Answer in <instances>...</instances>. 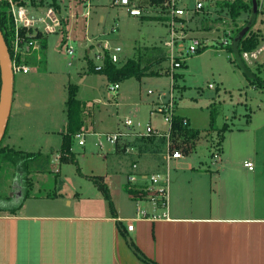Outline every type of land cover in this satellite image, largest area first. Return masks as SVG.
<instances>
[{
	"label": "rangeland",
	"instance_id": "obj_1",
	"mask_svg": "<svg viewBox=\"0 0 264 264\" xmlns=\"http://www.w3.org/2000/svg\"><path fill=\"white\" fill-rule=\"evenodd\" d=\"M58 1L64 5L63 12L66 16L69 14L70 20V15L74 12L70 10L71 6L74 2L83 0ZM220 2L223 0L219 1L208 15V19L216 21L214 29L203 30L199 25L202 14L187 24L188 35L209 39V47L204 53L189 57L183 62L182 67L174 71L175 78L163 73L161 76L147 77L141 83L136 78L127 79L120 85L122 87L119 91L120 99L117 101L112 97L109 88H106L107 82L101 75H92L84 86L78 84L77 71L80 69L78 44L72 39L63 44L65 39L61 33L50 35L43 61L35 58L36 62L41 63L40 70L24 78L15 75L17 85H14L11 116L1 145L6 149L25 153L51 154L52 163L47 173L39 174L33 171L29 176L31 181L29 183L22 171L15 172L13 169L1 171L0 206L5 205L12 194L16 203L20 201L19 194L24 197L26 195L27 199L21 198L20 204L26 200L27 203L46 200L47 204H51L50 199H54L60 193H67L72 198L81 190L80 185L87 188L88 184H92V180L82 174L99 175L107 163L111 169L120 168L122 171L123 167L124 171L120 175L124 183H128L127 173L131 169L130 165L132 166L134 162L139 163L140 159L114 154L108 161L104 160L103 155L106 156L110 150H116L117 147L108 146L102 151L96 146L97 139L92 133L85 135L86 146H80V139L74 138L75 161L67 163L55 161L60 154L63 133L69 123L67 104L70 85L77 88L76 99L80 104L74 109V119L81 118L83 127L87 125L91 132L93 129L98 132L123 129L126 119L133 121L135 127L132 131L141 134L146 133L148 124L153 128L167 131L169 125L156 110L157 103L160 102L158 95L163 92L170 94L172 83L175 87V118L185 116L190 120L192 127L202 131L211 127V117L214 115L215 126L221 130L225 129L220 150H217L216 145L221 134L216 131L212 133L211 140H202L193 154L178 162H172L170 176L177 171L175 168L177 164L181 166L194 164L197 167L203 164L211 168L223 164L239 166L252 160L257 166L264 164V88L247 79L233 60L234 56L230 51L217 47V44L223 43L221 39L227 38L229 34L233 36L236 30L244 26L249 15L242 14L235 23L230 18L229 11L218 6ZM92 3L100 5L99 11L106 16V24L102 28L105 29V33L118 25L119 33L115 36L121 39L119 42L126 54L134 57L154 48L165 50L169 33L166 24L159 19L130 17L125 7H111L107 0H92ZM263 18L259 14L257 24L251 33L257 30ZM260 31L261 34L258 35L264 39V29ZM262 44L258 50L244 53L248 55V59L244 58L245 61L252 68L257 65L253 58L257 57ZM69 47L75 52L73 60L66 53V48ZM82 58L81 64L88 66L89 63L96 64L93 56L85 52ZM69 62L72 65H69ZM260 68L259 77L264 80V66L261 65ZM83 75L81 68L79 78ZM211 85L213 87H210ZM94 100L99 101L100 107L91 103ZM95 110L98 111L92 114L91 111ZM177 112L181 116L177 115ZM213 153L215 155H212ZM98 191L97 193L104 198L103 192L99 189ZM79 201L84 204L89 199L80 196ZM16 209L20 211L22 206L18 205Z\"/></svg>",
	"mask_w": 264,
	"mask_h": 264
},
{
	"label": "crops",
	"instance_id": "obj_2",
	"mask_svg": "<svg viewBox=\"0 0 264 264\" xmlns=\"http://www.w3.org/2000/svg\"><path fill=\"white\" fill-rule=\"evenodd\" d=\"M83 1L74 2L71 6L70 10L74 12L70 20L60 2L63 26L58 33L64 36L63 44L72 39L79 46L78 84L84 86L92 75L98 74L104 77L108 88L111 83L105 75L90 72L88 64H81L84 52L92 56L108 40L122 47L121 64L141 58L139 55L131 57L126 54L119 42L121 39L111 30L105 33L102 28L106 24V16L99 11L100 5L92 3V0ZM111 2L107 0L108 5L115 7ZM135 3L142 9L143 15L130 17L160 18L159 8L151 5L149 0H136ZM259 14L264 17V0H259ZM262 28L264 18L254 32L261 34ZM49 36L40 39L39 54L42 61ZM164 49L168 56L167 48ZM144 59L148 60L146 65L158 60L149 58V55ZM253 60L255 65L264 66V42ZM28 61L31 71L18 74L23 78L41 68V63L36 62L35 57ZM168 66L169 61L161 66L158 76L163 73L167 75ZM81 68L84 75L79 78ZM144 79L147 77L137 80L141 83ZM120 89L116 94L112 93L116 101L120 99ZM91 103L100 107L98 100ZM181 117L188 120L185 116ZM188 122L190 125V120ZM190 127L196 129L192 125ZM66 130L67 127L64 132ZM81 131L94 135L123 132L126 129L117 128L108 132L93 129L91 132L85 125ZM114 154L139 158V168L144 175L162 170L161 160L151 155L140 157L116 149L103 155V159L108 161ZM249 162L253 163L252 169L245 164H223L216 168L203 164L199 167L177 164V171L171 176L168 218L136 220L132 231L127 230V220L136 218L137 203L129 193L128 183H124L120 175L124 171L123 167L122 171L120 168L111 169L107 163L99 175L83 173V176L92 180L93 186L88 184L86 188L80 185L81 190L72 197L74 199L67 193H60L54 199L47 200L51 204H47L46 200L36 201L38 203H27L26 200L20 204L23 195H18L20 201L16 203L12 194V200L10 198L5 205L0 206V264H145L130 248L127 238L156 264H264V164L257 166L254 160ZM130 174L131 169L127 177ZM93 177L103 179L109 188L116 216H113L109 202L97 193L99 187ZM80 196H85L89 201L81 204ZM18 205L22 206L20 211L14 214L9 212ZM147 208L150 209V206ZM158 213L162 214L163 211ZM119 224L127 238L120 232Z\"/></svg>",
	"mask_w": 264,
	"mask_h": 264
},
{
	"label": "built area",
	"instance_id": "obj_3",
	"mask_svg": "<svg viewBox=\"0 0 264 264\" xmlns=\"http://www.w3.org/2000/svg\"><path fill=\"white\" fill-rule=\"evenodd\" d=\"M89 1V0H88ZM136 0H112L111 5L115 7H125L130 16L143 15L142 9L135 3ZM221 1V0H219ZM218 0H165L163 7L159 8L160 17L164 18V23L168 28L169 39L165 42L169 58L168 74L174 76V71L182 67V63L189 57L198 55L200 49L208 48L209 39L198 38L188 35L187 24L197 14L213 10L217 5ZM225 1V0H223ZM5 3L7 9V26H9L8 33L10 34L11 46L9 49L12 70L16 74H28L31 71L28 60L35 57L38 61L41 60L39 54L41 45L40 39L49 35L57 34L63 26V16L60 10L53 6L39 7L40 2H33V0H0V4ZM48 4V0H47ZM119 31L118 25L111 29L112 34H117ZM230 36V34L228 35ZM211 41V40H210ZM222 44L227 45L228 39H221ZM123 49L119 45H113L110 41H104L103 45L93 53V59L96 71L103 70V64L106 57L113 63L119 64L121 53ZM67 55L71 56L73 60V48H66ZM35 55V56H34ZM244 58L248 59V55L244 54ZM69 65H72L69 62ZM176 72V71H175ZM210 87H213L212 85ZM109 91L116 94L121 88L120 83L111 84ZM175 87L172 83L170 94L165 92L158 95L160 100L157 103L156 112L160 114L165 122L169 125L167 131H162L153 128L150 124L146 126V133L141 134L132 131L135 127L131 119H126L124 127L126 131L116 133L94 134L97 142L96 146L102 151L108 146H115L118 142L126 137L134 136H151L166 138L167 150L163 153L162 170L152 172L150 174H143L140 171L139 163H133L131 166V174L128 175L129 191H132V197L136 204V218L127 220V230L134 229L136 220H161L167 219V210L170 195V164L178 162L187 157L184 154V147L179 148L172 139L174 128V98ZM153 94V93H150ZM184 125L188 126L187 119L184 120ZM86 133L78 134L79 145L86 144ZM88 135V134H87ZM127 154H136L138 152L134 149L126 151ZM61 160L60 154L55 158L59 163ZM245 165L249 169L253 168L252 162H246ZM146 205V206H145ZM150 206V209L147 208ZM163 211L162 214L158 213Z\"/></svg>",
	"mask_w": 264,
	"mask_h": 264
},
{
	"label": "trees",
	"instance_id": "obj_4",
	"mask_svg": "<svg viewBox=\"0 0 264 264\" xmlns=\"http://www.w3.org/2000/svg\"><path fill=\"white\" fill-rule=\"evenodd\" d=\"M40 2L39 7H46V6H53L55 9L60 10V2L58 0H33L36 2ZM151 5L156 6V8H162L165 0H149ZM222 9H227L229 11L230 18L233 22L236 23V20L244 13H248L249 17L246 20L244 26H246L253 15L256 14V21L250 30L245 33V35L239 38L240 32L244 29V26L236 30L233 36H227L228 44H217V47L226 49L230 51L234 56V61L238 65V67L243 71L244 75L251 83H257L259 87L264 88V80L259 77L260 73V66L257 65L255 68H252L248 62L245 61L243 54L244 53H252L260 48L263 39L259 33L253 32L251 30L257 23V19L259 16V0H257V8H254L253 0H249L248 2L245 0H234L233 2L230 1H223L218 4ZM219 7V8H220ZM6 4H0V29L4 35L6 44L10 49L11 42H10V34L8 33L7 26V9ZM202 19L199 25L205 29V31H210L214 29L216 26L215 20L208 19V15L210 14L209 11H205L201 13ZM200 15V14H197ZM196 15V16H197ZM195 16V17H196ZM161 21H164V18H159ZM199 22V21H198ZM255 33V34H254ZM45 46L43 45V49ZM208 48L200 49L198 55L201 54L203 51H206ZM149 55V58L158 59L155 62L150 63V65H146V59ZM141 59H134L129 60L126 64H115L113 63L108 57L105 58L103 64L102 71H96L95 66L92 63H89V71L93 73H101L105 75L111 84L121 83L126 81L130 78H136L138 80L143 79L144 77H153L158 76L160 73L158 72L161 69V66L164 63L169 61V58L165 52L158 48H154L153 50H148L144 54H139ZM29 63V61H28ZM156 67V70L153 68ZM160 67V68H159ZM159 68V69H158ZM168 69L166 70V73ZM2 79H1V69H0V99H1V87H2ZM68 126L66 132L63 133L62 138V145L60 148V156L61 162L67 163L75 161V154L73 152V145H74V138L80 134L83 128V120L78 118L77 120L74 119V109L79 104L78 100L76 99L77 88L72 87L71 85L68 86ZM80 105V104H79ZM185 118L177 117L174 119V128L172 133L173 141L178 144L179 148L184 147V154L189 156L190 154L195 152L199 141L201 139H208L211 140V135L213 132H216L218 128L215 126L214 122V115L211 117V127L207 130H196L192 129L190 125H184ZM225 129H219L221 134L220 141L216 145L217 150H220V145L223 144L224 139V132ZM117 150L123 153H126L129 149H134L138 152L140 157L142 156H156L159 160H161V166H163V153L167 150V140L166 138L157 137L155 135L151 136H134L132 139L124 138L116 145ZM212 155H215L214 153ZM51 154H43L41 152L38 153H25L20 150H11L6 149L3 145H0V172L3 170H11L13 169L15 172L22 171L25 180L27 183L29 181V176L34 171V173L44 174L49 172L51 166ZM94 182L99 187V190L103 192V196L107 202H109L110 210L113 216H116V211L114 207V202H112L111 195L109 188L107 187L106 183H103V179L98 177L92 178ZM132 194V191H129ZM24 197V196H23ZM27 199L26 195L24 197ZM1 211V210H0ZM10 213H17V209L9 210ZM119 230L123 234L124 237L127 238V235L124 232V229L121 224H119ZM127 241L130 248L133 252L137 255V257L144 261L145 264H156L154 261L149 260L145 255L138 249L137 246L133 243V241L127 238Z\"/></svg>",
	"mask_w": 264,
	"mask_h": 264
},
{
	"label": "water",
	"instance_id": "obj_5",
	"mask_svg": "<svg viewBox=\"0 0 264 264\" xmlns=\"http://www.w3.org/2000/svg\"><path fill=\"white\" fill-rule=\"evenodd\" d=\"M254 8H257V0H253ZM256 14L253 15L249 23L240 32L239 38L247 33L256 21ZM0 69H1V99H0V145L5 136L9 119L11 116V109L13 104V93L15 75L12 70L11 57L9 48L6 44L4 35L0 29Z\"/></svg>",
	"mask_w": 264,
	"mask_h": 264
}]
</instances>
